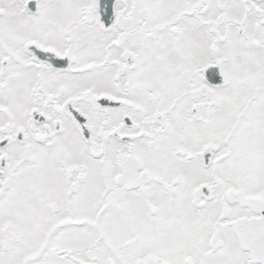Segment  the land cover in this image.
<instances>
[{"label":"snow or ice","instance_id":"1","mask_svg":"<svg viewBox=\"0 0 264 264\" xmlns=\"http://www.w3.org/2000/svg\"><path fill=\"white\" fill-rule=\"evenodd\" d=\"M0 264H264V0H0Z\"/></svg>","mask_w":264,"mask_h":264}]
</instances>
